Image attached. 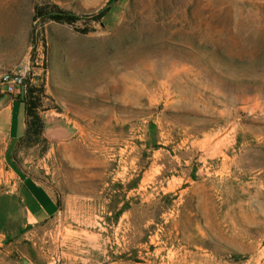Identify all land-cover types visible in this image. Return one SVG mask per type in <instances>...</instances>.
<instances>
[{"label": "rangeland", "instance_id": "obj_1", "mask_svg": "<svg viewBox=\"0 0 264 264\" xmlns=\"http://www.w3.org/2000/svg\"><path fill=\"white\" fill-rule=\"evenodd\" d=\"M18 67L66 136L0 131V192L58 204L0 264H264V0H0Z\"/></svg>", "mask_w": 264, "mask_h": 264}, {"label": "crops", "instance_id": "obj_2", "mask_svg": "<svg viewBox=\"0 0 264 264\" xmlns=\"http://www.w3.org/2000/svg\"><path fill=\"white\" fill-rule=\"evenodd\" d=\"M18 100L6 95L0 104V131L15 141L24 135L26 127L24 104L23 115H14ZM43 122L47 137L61 139L66 136L61 123L49 124L47 119ZM57 210V200L52 191L35 178L24 175L10 190L0 192V238L17 236L27 226L45 221Z\"/></svg>", "mask_w": 264, "mask_h": 264}, {"label": "trees", "instance_id": "obj_3", "mask_svg": "<svg viewBox=\"0 0 264 264\" xmlns=\"http://www.w3.org/2000/svg\"><path fill=\"white\" fill-rule=\"evenodd\" d=\"M109 8L104 7L100 12L105 15L108 12ZM46 17L59 21V22H71L74 21L77 17L70 12H66L55 7L53 10H50L45 13ZM32 90L25 94L24 98H21L24 103L25 109V133L20 139L33 137H38L43 131V121L41 117L36 113V103L31 99Z\"/></svg>", "mask_w": 264, "mask_h": 264}, {"label": "built area", "instance_id": "obj_4", "mask_svg": "<svg viewBox=\"0 0 264 264\" xmlns=\"http://www.w3.org/2000/svg\"><path fill=\"white\" fill-rule=\"evenodd\" d=\"M25 71L21 68L4 71L0 77L2 91L7 95L16 96L25 91L24 75Z\"/></svg>", "mask_w": 264, "mask_h": 264}]
</instances>
